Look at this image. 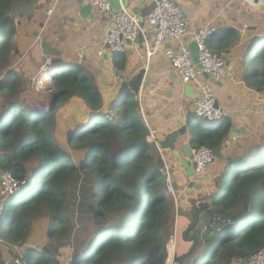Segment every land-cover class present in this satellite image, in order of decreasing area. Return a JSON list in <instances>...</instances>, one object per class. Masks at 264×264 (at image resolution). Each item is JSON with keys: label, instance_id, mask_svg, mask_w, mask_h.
Masks as SVG:
<instances>
[{"label": "trees", "instance_id": "obj_1", "mask_svg": "<svg viewBox=\"0 0 264 264\" xmlns=\"http://www.w3.org/2000/svg\"><path fill=\"white\" fill-rule=\"evenodd\" d=\"M52 1L0 0V72L20 58L25 60L0 80V168L26 182L14 194H0L4 203L0 264L6 263L4 246H23L41 216L50 218L51 241L62 245L61 239L70 238L73 221L65 209L70 184L80 175L94 178L91 198L98 228L73 264H166L173 237V264H180L182 256L183 264L248 262L264 248V140L228 158L213 191L191 200L193 212L199 210L198 220L185 238L196 216L177 218L175 196L166 186L165 161L156 145L147 141L150 130L137 100L143 70L123 81L117 95L106 103L93 68L82 62L54 61L47 74L53 81L50 109L42 111L22 99L29 85L21 82L22 75L31 73L30 83L37 70L29 61L42 63L48 52V45L36 42L34 31L42 27L39 17ZM240 38L237 29H230L208 45L222 55ZM247 53L243 79L250 88L263 91L264 37L256 39ZM126 61L125 52L114 53L118 69L124 70ZM73 97L89 108V117L67 138L71 148L85 150L79 163L63 146L55 124L59 105ZM232 127L227 116L215 126L207 120L192 124L191 145L214 150ZM260 146L262 154L257 150ZM114 215H118L116 221L111 219ZM194 238L197 243L187 254ZM54 251L46 254L29 248L24 260L26 264H59ZM172 251L173 246L171 256Z\"/></svg>", "mask_w": 264, "mask_h": 264}, {"label": "crops", "instance_id": "obj_2", "mask_svg": "<svg viewBox=\"0 0 264 264\" xmlns=\"http://www.w3.org/2000/svg\"><path fill=\"white\" fill-rule=\"evenodd\" d=\"M179 3L191 28L196 30L202 26L213 27L215 30L213 39L230 29H237L241 36L228 53L219 54L225 60L233 59L232 68L227 66L229 77L206 78L212 82L213 93L224 112L223 117L227 116L233 121L231 133L221 145L224 158L215 157L204 174L187 178L179 160L171 152L159 150L165 163L171 166L169 172L174 181L180 185L178 195H174L177 218L181 216L191 220V200L213 191L214 180L225 170L228 158L240 156L259 141L264 140V90L257 91L250 88L243 79L246 68L243 61L247 56L246 53L256 39L264 37V4L259 0H179ZM152 7V0H129L127 9L145 21ZM79 9V0H53L41 12L38 22L42 26L40 28L42 35L36 42L48 45V52L44 55L41 70L49 60L50 74L54 61L82 62L87 67L93 68L97 76H101V79L97 78L99 86L100 80L103 85L107 80L113 86H117L116 90L123 81L133 78L143 70L144 77L137 97H140L141 112L150 130V136L155 141L163 138L174 128L180 127L181 123L177 122V119L184 118L189 112L193 113L194 104L200 96L199 86L192 84L191 93L194 97L187 98L183 91L185 83L163 53L148 61L142 37L123 51L127 55L126 66L124 70L118 69L114 64V54L109 57L104 49L105 40L115 24V14L94 10L93 17L89 21H83L78 16ZM147 30L148 35L152 37V31L149 28ZM191 41L188 36L183 43L188 45ZM180 44L181 42H173L169 45L178 48ZM119 71L122 73L119 74ZM35 83L38 84V82ZM100 88L103 93L105 89L109 92V87L100 86ZM104 95L106 103L110 102L113 96L105 93ZM235 134L237 136H234ZM190 141L189 128L180 146L191 144ZM203 175H206L207 179L203 180ZM193 182H200L202 187L204 184V188L194 189L188 193ZM66 213L69 214L67 210ZM49 228V217L37 218L23 246H4L5 260L19 254H22L24 258L25 250L34 248L46 254L55 250L53 254L59 257V264H73L74 256H77L90 243L89 235L84 240L80 236L81 242L76 241L75 235L78 228L73 224L70 238L61 239L64 244L58 245L57 242L50 240ZM170 242H174L176 247L175 237Z\"/></svg>", "mask_w": 264, "mask_h": 264}, {"label": "built area", "instance_id": "obj_3", "mask_svg": "<svg viewBox=\"0 0 264 264\" xmlns=\"http://www.w3.org/2000/svg\"><path fill=\"white\" fill-rule=\"evenodd\" d=\"M85 1H88L93 9L100 13L112 12L109 0ZM152 1L153 7L146 15L145 21L127 8H123L122 11L115 14V24L110 29L104 43L105 52L114 54L125 51L128 46L142 37L148 61L163 53V56L171 63L185 84L198 85L201 89L200 96L194 104L193 115L210 123L217 122V120L222 119L224 112L213 93L212 82L206 79L205 75L207 74L213 79L228 78L229 70L225 58L209 48L208 43L213 38L214 28L209 26H202L196 30L191 28L179 0ZM259 1L264 4V0ZM145 23H148V28L152 31V37L148 35L149 32ZM188 36L198 44L199 64L195 63L189 46L183 43V40ZM173 42H181L180 47H171L169 44ZM49 64L50 60L44 65V72L49 68ZM40 78L42 79L43 76ZM137 100L140 102V97H137ZM147 141L150 144H156V140L154 141L152 136H148ZM214 159L215 155L210 147L204 145L195 147L192 163L196 175L204 174ZM165 168L166 186L175 195L174 180L169 172L167 162ZM25 184V181H20L11 172L0 168L1 196L6 197L14 194ZM3 209L4 203L0 202V214H2ZM5 264L26 263L22 254H19L9 260L7 259ZM247 264H264V248L252 255Z\"/></svg>", "mask_w": 264, "mask_h": 264}, {"label": "rangeland", "instance_id": "obj_4", "mask_svg": "<svg viewBox=\"0 0 264 264\" xmlns=\"http://www.w3.org/2000/svg\"><path fill=\"white\" fill-rule=\"evenodd\" d=\"M145 27L148 29V23H145ZM38 31L40 32V34L37 36V40L41 39V35H42L41 30H38ZM20 61H21V58L13 62L12 64H10L2 72H0V80L4 77V75L8 72V70L18 68V63ZM21 62L25 64V60H22ZM29 63L31 66H36L37 70L33 76V80H31L30 83H29V76L31 73H26L27 75L25 74L22 75L21 82L25 81L29 84L27 89L22 94V99L26 103L31 104L33 106H37L40 108V110L46 112L50 109V106L52 105V97L50 94V92L53 89L52 80H49L46 77L44 79H40L42 82L40 83L38 81L40 85L39 84L37 85L35 83V79L37 81V76L43 72V69L41 70V67L44 62L38 63L36 61L35 62L29 61ZM25 70L28 71L29 69H25ZM97 78L101 79V76H97ZM100 86L109 87V92L106 89L104 90V93L106 95L108 94H111L110 96L117 95V91H116L117 86L116 85L113 86V84H110L107 80L104 82V85L102 84V80H100ZM114 91L115 93L113 94ZM0 108H1V100H0ZM190 108L193 109L191 105H190ZM55 113H56L55 124L57 127V135L60 138L65 149L71 153L74 161H76V163H79L80 159L84 155L85 150L71 148L69 146L67 138H68V135L72 131H74L81 123L84 122V120H86L89 117V108L79 98L73 97L66 103L59 105V108L57 109ZM202 121H204L203 118L195 116V118L193 119V124H196ZM217 124H218V121L212 123L213 126ZM262 148L263 146H260L257 148V150L260 151V154H262L263 152ZM94 185H95L94 178L92 176L80 175V177L74 182H72L69 187L68 204L66 206V210L69 213V215L72 217L73 224H75L76 228H78L76 235H75L77 242L78 241L81 242V240L79 239L80 236H82V240H84L85 237L88 235L92 237L96 233V230L98 228V226H95V227L93 226L94 224L97 225L94 221L96 203L93 202L91 198L93 194V190H95ZM176 213H177V206H176ZM194 213L195 212H193L192 210L191 220L194 219V216H195ZM117 217L118 215H114V217L111 219L116 221ZM172 246H173V243L170 242L169 248H168L169 254H170ZM173 252H174V246H173L172 253ZM169 257L172 261L173 256H169Z\"/></svg>", "mask_w": 264, "mask_h": 264}, {"label": "water", "instance_id": "obj_5", "mask_svg": "<svg viewBox=\"0 0 264 264\" xmlns=\"http://www.w3.org/2000/svg\"><path fill=\"white\" fill-rule=\"evenodd\" d=\"M109 2H110V7L112 9V13H111L112 15L119 13L120 11L123 10V8H127L128 4H129V0H109ZM79 4H80V9L78 12L79 18L83 21H89L94 15L93 7L90 5V3L88 1H85V0H79ZM72 20H74V19H72ZM34 34L36 36H38L40 34V32L34 31ZM188 46L191 49L195 63L199 64L198 44L195 41H191V42H189ZM107 55L109 57H112L111 53H108ZM226 65L231 69L232 65H233V59L232 58L227 59ZM121 73H122V71H119V74H121ZM205 77L208 79L210 78V76L207 74L205 75ZM50 80H52V79H50ZM52 83H53V81H52ZM52 88H53V85H52ZM192 90H193L192 84H185L183 86L184 94L189 99H192L194 97L193 93H191ZM194 118H195V116L193 115V113L189 112L184 118L177 119L178 120L177 122H180L181 126L178 128H174L173 130L167 132L163 138L157 139V141H156V147L161 152L169 151L179 160V164L184 169V175L187 178L196 177L195 168H194V165L192 163L193 147L191 146L190 143L183 145V146H180V145H181L183 137L188 134L189 128L193 124ZM234 136H237V134H235ZM213 153L217 159H223L224 158V155L222 152V146H219L216 149H214ZM205 179H207V176L203 175V180H205ZM193 183L194 184L192 185V188L188 189V193H191L194 189L200 190L202 188V184L200 182H193ZM173 189L175 191H178L180 189V185L178 184L177 181L173 182ZM194 212H195L194 214H195L196 218L194 219L192 226L185 231V233H184L185 238H187L189 231L197 223V220H198L197 215L199 213V210H195ZM194 240H195L194 244L190 248V250L187 254H189L193 250L195 244L197 243V238H194ZM172 243L174 246L172 263H170L171 259L169 257L166 261V264H173L174 263L175 243L174 242H172ZM74 258H75V256H74ZM184 258H185V256L181 257L180 264H183Z\"/></svg>", "mask_w": 264, "mask_h": 264}, {"label": "clouds", "instance_id": "obj_6", "mask_svg": "<svg viewBox=\"0 0 264 264\" xmlns=\"http://www.w3.org/2000/svg\"><path fill=\"white\" fill-rule=\"evenodd\" d=\"M48 71H49V69H48ZM47 72V71H46ZM50 72V71H49ZM41 78H40V76L38 75L37 76V81H36V79H35V82H38V81H40V83H41V80H40ZM48 79L50 80L51 79V76H49L48 77ZM223 118V117H222ZM212 124V123H211ZM157 141V140H156ZM154 144V143H153ZM156 145V144H155ZM195 148V147H194ZM193 148V149H194ZM159 150V149H158ZM168 166H169V164H168ZM170 167V166H169ZM172 175V174H171ZM198 175H196V177H197ZM173 177V176H172ZM173 180H174V178H173ZM175 192H177V191H175ZM168 247H169V245H168ZM169 252V251H168ZM168 255H169V253H168ZM76 257V256H75ZM169 257V256H168ZM75 259V258H74Z\"/></svg>", "mask_w": 264, "mask_h": 264}, {"label": "bare ground", "instance_id": "obj_7", "mask_svg": "<svg viewBox=\"0 0 264 264\" xmlns=\"http://www.w3.org/2000/svg\"><path fill=\"white\" fill-rule=\"evenodd\" d=\"M45 71H47V72H44V71H43V72L40 73V75H39L40 77L43 76L42 79L46 78V77H47V74L50 73V72L48 71V69H46ZM49 76H50V74H49ZM218 122H219V120H218ZM171 263H172V261H171Z\"/></svg>", "mask_w": 264, "mask_h": 264}]
</instances>
